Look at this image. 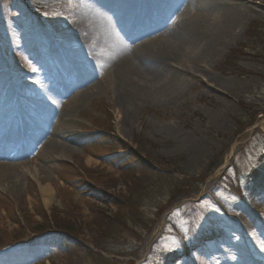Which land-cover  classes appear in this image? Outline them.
Here are the masks:
<instances>
[{
	"label": "rangeland",
	"instance_id": "rangeland-1",
	"mask_svg": "<svg viewBox=\"0 0 264 264\" xmlns=\"http://www.w3.org/2000/svg\"><path fill=\"white\" fill-rule=\"evenodd\" d=\"M207 1L164 12L162 27L197 20ZM81 5L0 0V131L21 127L23 108L39 127L42 104L67 105L76 75L67 52L77 45L63 33ZM236 5L239 26L206 72L180 76L176 100L147 97L123 125L109 84L61 127L72 151L37 144L9 161L16 169L14 184L0 182V264H264V188L253 181L264 175V0ZM183 136L203 153L183 149ZM171 180L185 186L172 191Z\"/></svg>",
	"mask_w": 264,
	"mask_h": 264
},
{
	"label": "bare ground",
	"instance_id": "bare-ground-1",
	"mask_svg": "<svg viewBox=\"0 0 264 264\" xmlns=\"http://www.w3.org/2000/svg\"><path fill=\"white\" fill-rule=\"evenodd\" d=\"M238 1L208 0L197 20L170 29L162 27V14L175 8L183 10L187 7L185 0H81L77 22L63 33L67 45H77V50L67 52L77 75L73 76V86L67 87V94L72 95L63 110L58 98L42 104L39 118L43 125L36 126L38 117L27 122L23 108L22 126L12 122L14 129L0 131V182L14 184L16 166L9 161L25 154L24 143L32 142L36 147L44 144L49 154L72 151L61 127L72 120L81 105L109 84L123 125L131 123L132 115L147 97L176 100L180 76L206 72L205 66L239 26L242 19L236 9ZM100 74L104 75L103 80L95 81L96 76L102 79ZM52 115L60 118L55 127ZM212 119L219 122V114H213ZM13 145L19 146L18 155L10 158L8 151ZM180 146L203 153L199 143L188 137L181 138ZM253 181L257 188H264L261 172L253 174ZM41 193L46 204H52V188L42 187Z\"/></svg>",
	"mask_w": 264,
	"mask_h": 264
},
{
	"label": "trees",
	"instance_id": "trees-1",
	"mask_svg": "<svg viewBox=\"0 0 264 264\" xmlns=\"http://www.w3.org/2000/svg\"><path fill=\"white\" fill-rule=\"evenodd\" d=\"M171 182H172V191L174 190H178V189H181L182 187H184L185 186V184H183V183H181V182H179V181H173V180H171ZM186 195V194H185ZM181 197H183L182 195H179V196H177L176 198L178 199H180ZM178 199V200H179ZM118 255H121V253H118Z\"/></svg>",
	"mask_w": 264,
	"mask_h": 264
}]
</instances>
